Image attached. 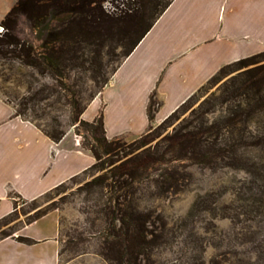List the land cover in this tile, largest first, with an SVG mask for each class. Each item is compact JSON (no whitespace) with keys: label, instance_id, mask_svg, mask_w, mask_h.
<instances>
[{"label":"rangeland","instance_id":"obj_1","mask_svg":"<svg viewBox=\"0 0 264 264\" xmlns=\"http://www.w3.org/2000/svg\"><path fill=\"white\" fill-rule=\"evenodd\" d=\"M168 1L124 0L115 2L114 7L105 3V7L114 10L118 6L122 25L139 9L143 10L145 21L154 19ZM4 33L0 26V36ZM118 34L119 30H115L110 36L97 39L96 49L77 50L75 58L58 63L56 72L44 66L39 70L9 52L0 54V97L16 109L25 99L31 100L36 105V122L43 129L72 130L81 147H91L95 143L85 127L76 129L78 123L72 124L70 103L76 99L81 107L87 104L123 61L128 39L120 42ZM14 35L41 53L45 32L33 29L22 15L18 17ZM261 65L264 59L246 67L224 69L167 123H153L140 136L116 138L120 140V149L129 153L117 164L142 151L163 150L179 129L218 118L227 109L228 100L234 95L231 89L239 84L242 72ZM30 107L26 115L35 119ZM111 167L105 164L102 170L97 167L87 170L32 202L16 198L14 214L0 221V239L15 234L36 214L56 211L60 218L59 264H110L103 243L107 225L102 214L110 193L98 186L97 177L107 175ZM187 173L189 183L181 192L160 199L146 197L142 205L147 207H135L151 214L155 221L148 229L160 237L148 256L139 258V263L264 264V207H250L239 199L249 197L243 190L245 174L238 169L213 171L197 166L189 167ZM257 184L262 185V181ZM254 191L257 192L255 187Z\"/></svg>","mask_w":264,"mask_h":264},{"label":"trees","instance_id":"obj_2","mask_svg":"<svg viewBox=\"0 0 264 264\" xmlns=\"http://www.w3.org/2000/svg\"><path fill=\"white\" fill-rule=\"evenodd\" d=\"M171 1L164 5L154 19L145 21L144 12L139 9L120 25L118 6L114 10H108L105 3L114 7L115 2L123 3L124 0H17L0 23L5 30L0 36V54L9 52L39 70L44 66V69L56 72L58 63L65 58H75L77 50L96 49L97 39L110 36L115 30H119L118 40L123 42L128 39V43L124 45V60L149 32ZM20 15L27 19L33 29L45 32L40 54L14 35ZM10 46L12 49L8 50ZM262 59L264 51L228 64L217 73L232 66L246 67ZM111 75L101 88L108 83ZM240 77L239 84L233 85L231 89L234 95L228 100L227 109L218 118L211 122L194 123L189 129L181 128L168 139L167 147L163 150L142 151L119 164L117 162L129 156V153L120 149L119 139H107L102 116L99 115L91 122L81 118L97 93L82 107L76 99L70 103L72 124L78 123L76 129L78 126L85 127L95 143L91 147L82 146L95 160L87 170L96 167L102 170L105 164L107 167L112 166L107 175L97 177L98 186L106 188L110 193L102 206L107 225L103 243L108 250L107 259L110 264H140L139 258L148 256L160 237L148 229V225L154 226L155 219L151 214L135 207H147L142 205L146 197L160 199L181 192L189 183L187 169L191 166L205 167L213 171L241 170L246 176L243 190L249 193V197L239 196V199L247 202L245 205L250 207H264V65L246 70ZM189 99L162 123L173 119ZM158 105L154 96H151L148 107L150 120ZM29 106L35 119H28L26 115ZM35 106L31 100L25 99L19 103L18 109L14 106L13 108L17 116L35 124L51 140L60 141L66 132L43 129L36 122L38 116ZM54 122L57 123L56 120ZM97 133L100 136H97ZM165 155L169 157L165 158ZM103 157L106 158L105 161H101ZM257 181H262V185L257 184ZM47 212L49 211L36 214L27 223L39 219ZM8 236L10 235L5 237ZM18 240L34 243L23 237H18Z\"/></svg>","mask_w":264,"mask_h":264},{"label":"crops","instance_id":"obj_3","mask_svg":"<svg viewBox=\"0 0 264 264\" xmlns=\"http://www.w3.org/2000/svg\"><path fill=\"white\" fill-rule=\"evenodd\" d=\"M17 0H0V23ZM264 51V0H172L81 115L107 139L164 121L222 67ZM151 96L159 103L148 117ZM95 162L72 130L55 142L0 97V221ZM23 237L34 241L25 243ZM60 218L49 211L0 239V264H59Z\"/></svg>","mask_w":264,"mask_h":264},{"label":"built area","instance_id":"obj_4","mask_svg":"<svg viewBox=\"0 0 264 264\" xmlns=\"http://www.w3.org/2000/svg\"><path fill=\"white\" fill-rule=\"evenodd\" d=\"M77 144H79L78 140L76 141Z\"/></svg>","mask_w":264,"mask_h":264}]
</instances>
